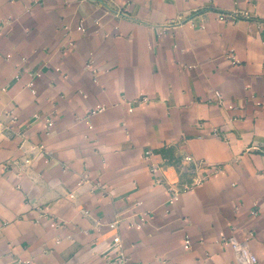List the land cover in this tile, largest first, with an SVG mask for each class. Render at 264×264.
<instances>
[{
  "label": "crops",
  "instance_id": "obj_1",
  "mask_svg": "<svg viewBox=\"0 0 264 264\" xmlns=\"http://www.w3.org/2000/svg\"><path fill=\"white\" fill-rule=\"evenodd\" d=\"M0 28V264H105L115 235L131 264H233L224 238L264 264V0H0Z\"/></svg>",
  "mask_w": 264,
  "mask_h": 264
},
{
  "label": "built area",
  "instance_id": "obj_2",
  "mask_svg": "<svg viewBox=\"0 0 264 264\" xmlns=\"http://www.w3.org/2000/svg\"><path fill=\"white\" fill-rule=\"evenodd\" d=\"M253 15L250 12H231V13H220L217 16L218 21L221 22H231L235 23L238 20L246 19L250 20L252 19ZM82 31H85L83 27H81ZM0 35H2V30L0 28ZM71 45H73L71 43ZM34 81L30 82L28 84V87L34 91ZM35 92V91H34ZM17 118L15 117L14 120ZM49 125H53V120L50 119ZM153 151H147L145 152V158L151 162L152 157L154 156ZM186 165L183 167V171H199L203 170L207 167V163L203 160H195L192 156H186L185 157ZM161 171L160 165L156 164L154 162H151L150 164V172L153 176H157L159 172ZM159 179V178H158ZM159 182V180H157ZM193 186H185L182 189H180L178 192L181 191H187L192 189ZM85 214H88V212H85ZM146 214H141L138 216H131L128 218V221L130 222V225L133 227H140L142 224L146 221ZM122 222L120 220H116L113 223L109 224V227L111 229H116ZM223 244H230L234 255L235 260L233 264H258V258L251 250L248 241H239L236 238H228L222 241ZM189 244V242H187ZM103 256L105 257L106 263L105 264H131L127 261L126 256L123 251L122 246V239L119 235L113 236L112 242L108 245V247L103 251Z\"/></svg>",
  "mask_w": 264,
  "mask_h": 264
}]
</instances>
